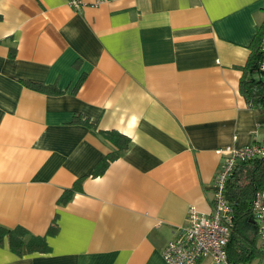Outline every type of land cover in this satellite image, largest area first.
I'll return each instance as SVG.
<instances>
[{
    "label": "crops",
    "instance_id": "0c3cea01",
    "mask_svg": "<svg viewBox=\"0 0 264 264\" xmlns=\"http://www.w3.org/2000/svg\"><path fill=\"white\" fill-rule=\"evenodd\" d=\"M82 1L0 0V225L50 248L5 239L0 264H167L189 208L212 210L221 150L264 142L238 86L264 0ZM101 130L131 141L94 176L116 148Z\"/></svg>",
    "mask_w": 264,
    "mask_h": 264
},
{
    "label": "trees",
    "instance_id": "16d2710c",
    "mask_svg": "<svg viewBox=\"0 0 264 264\" xmlns=\"http://www.w3.org/2000/svg\"><path fill=\"white\" fill-rule=\"evenodd\" d=\"M250 53L245 64L240 68L242 75L239 80V92L251 107L264 111V22L256 30V34L249 45ZM14 55V48L10 51ZM81 78L77 86L81 83ZM28 85L36 90L57 92L54 87L35 83ZM89 126L92 124L85 121ZM94 128V127H93ZM101 136L109 140L116 148L108 153L95 167L93 175L104 172L109 163L116 159L122 150L130 144V138L114 130H101ZM81 179L77 180L71 188L65 189L59 197L58 203H67L74 191L79 190ZM264 190V156L248 160L237 161L225 186V196L233 208L234 218L231 227L227 253L230 261L234 263H251L262 257L258 247V226L251 222V204L255 195ZM56 232V223L53 221L46 235ZM6 239L9 249L16 255L28 252H47L50 250L46 236L31 234L25 227L16 226L8 228L0 225V245Z\"/></svg>",
    "mask_w": 264,
    "mask_h": 264
},
{
    "label": "built area",
    "instance_id": "2783aa9c",
    "mask_svg": "<svg viewBox=\"0 0 264 264\" xmlns=\"http://www.w3.org/2000/svg\"><path fill=\"white\" fill-rule=\"evenodd\" d=\"M100 1L96 0V3ZM82 4V0H69L73 8ZM221 152L223 158L212 181V210L204 214L194 206L189 208L186 223L179 227L163 250L167 264H199L203 260L210 261V264H245L234 263L228 258L227 243L234 213L225 196V186L237 161L264 156V142H253L239 148L226 146ZM251 213L257 222L259 248L264 254V190L255 195Z\"/></svg>",
    "mask_w": 264,
    "mask_h": 264
},
{
    "label": "water",
    "instance_id": "95a60500",
    "mask_svg": "<svg viewBox=\"0 0 264 264\" xmlns=\"http://www.w3.org/2000/svg\"><path fill=\"white\" fill-rule=\"evenodd\" d=\"M251 222H254V219H251Z\"/></svg>",
    "mask_w": 264,
    "mask_h": 264
}]
</instances>
